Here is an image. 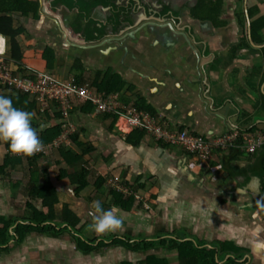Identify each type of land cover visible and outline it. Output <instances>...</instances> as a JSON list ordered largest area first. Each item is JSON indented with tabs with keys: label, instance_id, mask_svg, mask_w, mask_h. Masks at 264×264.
I'll return each instance as SVG.
<instances>
[{
	"label": "crops",
	"instance_id": "1",
	"mask_svg": "<svg viewBox=\"0 0 264 264\" xmlns=\"http://www.w3.org/2000/svg\"><path fill=\"white\" fill-rule=\"evenodd\" d=\"M217 1L221 2L222 13L217 20L215 18L217 26L212 24L215 28L228 30L225 33H222L224 30L220 31L219 37H216L212 35V30L207 29L208 32H201V41L196 38L207 45H196L200 59L190 67L189 73L197 77L193 85L201 87L202 96L208 94L213 99L212 103L206 100L211 110L220 115L216 119L219 124L225 123L229 127L227 133L258 131L264 134V29L261 31L262 41L252 40L254 45L250 41L240 45L244 35L252 39V23L264 17V0ZM181 13L183 17H191L188 11ZM61 15L64 19L72 17L65 10ZM37 17H18L16 24L23 25L26 31L22 42V65L42 71L46 70L42 53L48 47L34 33L43 24L46 28L50 17L44 15L43 11ZM205 35L210 40H204ZM7 52L8 40L0 35V53ZM65 56L71 57L65 60ZM75 58L70 53L62 52L55 56L56 68L52 71L60 79H68L73 75L71 67ZM107 69L114 73L110 67L101 71ZM87 70L91 71L88 78L92 80L97 70ZM125 84L133 86L144 99L139 87ZM158 119L168 122L159 114ZM71 123L79 133L80 140L93 145L95 149L88 160L75 166L77 172L81 167L91 169L87 188L76 193L77 185L70 181L69 176L58 178L61 171L69 172V166L60 162L55 149L43 156L38 166L40 170L48 171L57 191L55 225L60 224L62 209L67 205L80 219L77 226L79 231L74 233L66 228V224H61L58 231H62L57 234L30 232L19 240L13 226L9 234L14 238L2 247L4 251L0 250V264H121L123 261L138 264L150 255L164 258L169 264H179V252L170 246V241L174 240L214 251L217 264H225L229 260L234 261L231 264H264V209H260L252 221L249 219L246 222L240 218L244 214L237 215L233 210L229 211V207H221L208 193L207 188L224 189L232 184L231 178L224 176V170L210 171L212 165L221 164L218 155H213L209 166L203 167L180 147L155 142L145 135L141 140L130 141L128 137L133 131L122 130V121L118 122L120 129L111 118L97 115L81 104L71 111ZM173 126L189 130L181 125ZM71 147L80 153L76 146ZM6 154L4 143L0 142V165ZM20 157L14 155L13 165L7 171L11 172L9 177L27 180L26 163ZM247 164L244 158L234 163L239 169ZM191 174L195 177H191ZM105 175H118L135 184L142 201L135 202L130 210L117 206L120 209L121 227L101 234L94 231L97 214L93 201L99 200L102 209L112 207L113 203L108 188L104 186L96 192L94 182ZM200 178H205L206 182L200 184L197 181ZM23 187L24 182L18 190L12 191L8 181L0 177V216L18 218L17 225L28 227L32 222L25 219L28 213L24 208L26 197ZM219 202L225 203L222 200ZM34 204L41 209V202ZM182 228L185 231H181ZM78 239L89 246L97 247L101 242L105 246L86 253L82 249L84 245L80 248ZM114 240L126 241L131 248L109 246ZM225 241L232 243L236 249L225 250ZM144 243L155 244L146 248Z\"/></svg>",
	"mask_w": 264,
	"mask_h": 264
},
{
	"label": "trees",
	"instance_id": "2",
	"mask_svg": "<svg viewBox=\"0 0 264 264\" xmlns=\"http://www.w3.org/2000/svg\"><path fill=\"white\" fill-rule=\"evenodd\" d=\"M210 3L211 2L209 1L201 2L200 13L203 19L207 17L215 19L220 13L221 2L218 1L216 3ZM38 7L39 4L36 0H0V35L5 36L8 40V52L5 57L7 60L12 62L14 67H16V72L24 75H27L29 72L22 65L24 58L22 52V42L24 40L26 31L23 25L16 24V18H27L30 15L36 17ZM251 29L252 39L256 41H262L263 38L261 31L264 29V17L260 18L256 22H253ZM42 60L45 62L46 69L53 72L52 70L56 68L53 50L45 48L42 53ZM71 69L73 74L71 77L74 78L76 83L83 84L89 82L94 88H96L97 91L105 94L120 93L122 95V100L125 103L133 104L139 110L148 112L155 118H158V114L155 112V110L150 105H148L139 94L135 92L134 87L125 84L121 77L112 73L110 69L105 71L97 70L92 80H89L88 78V73L91 71H88L83 67V64L79 58H75ZM0 95L9 96L12 99L13 105L15 107L22 108L32 113L31 126L36 130L42 146H48L62 133L63 124L60 123L59 114H56L52 118L46 114V116H44L46 118H40L39 114L35 113L36 111L38 112V106L34 97L2 86H0ZM83 106H86L89 109L91 108L89 104H85ZM109 118L112 119L113 124L116 123V116H109ZM40 119L42 121H40ZM166 124H168V122ZM144 135V132L135 130L129 135L128 139L130 141L132 139L138 141L141 140ZM70 139L72 145L76 146L80 153L73 151L72 147H60L56 149L60 156V162H65L69 166V172L65 170L61 171L58 175V178L61 179L69 176L70 181L77 185V193L87 188L89 185L87 178L91 172L90 170L86 169V167H81L82 169L77 172L75 171V166L88 160L94 153L95 149L93 145L82 142V140H80L79 133L75 132L73 135H71ZM3 143L7 150V154L5 155L3 164L0 165V177H3V179L5 178L6 181H8L12 191L18 190V188L24 182V187L22 189L24 196L26 197L24 208L28 213L25 219L32 222V224H30L28 227L17 225L13 229V232L18 235L19 240H22L24 236L30 232L57 234L62 231H58V227L61 224H66L67 229L77 233V231H79L77 226L80 223V219L73 211L69 209L67 205H65L62 209L60 224L55 225V220L57 219L55 206L58 204L57 191L50 180L48 171L46 169L40 170L38 166L41 158L52 149H46L43 152L32 155H22L20 158L26 163V172L28 177H26L27 180L15 179L14 177H9L11 172L7 171L13 165L14 155L9 150L7 143ZM217 155L221 158V164L212 165L209 167L212 173H215L217 170L221 169L224 170V176L229 177L231 173L240 171L243 173L258 171L262 187L261 190L264 195V146L253 155L246 154L242 148H231L225 152H218ZM241 158L247 160L248 163L243 169H239L234 165V163L239 161ZM108 177L109 176L105 175L96 178V181L94 182L96 192L102 190ZM124 183L126 185L128 184L127 182ZM108 191L109 196L112 198L113 205L115 204L124 210H130L132 205L135 203V199L133 197H125L123 194L117 193L113 190ZM36 201L41 202V209H39L34 204ZM17 219L18 218L14 217L8 218L0 216V250L4 251L5 249L2 247L6 246L10 239L14 238L9 233L10 228ZM78 243H80V248H82V245H84V248L82 249H84L83 251L86 253L105 246L102 242L97 247L89 246L86 243H81L79 239ZM144 244L147 248L154 245L155 243ZM227 244L228 243H226V245ZM114 245L122 246L127 249L131 248V246L126 241L122 240H114L109 246ZM226 245L223 244V248L225 250L236 249L232 243H229L228 247H226ZM170 246L171 248H176L178 250L179 264H217L214 258L215 252L212 250L199 247L195 248L190 242L180 243L178 240L170 241ZM231 263H233V261L229 260L225 264ZM121 264L132 263L123 261ZM138 264H169V262L164 258H157L154 255H150Z\"/></svg>",
	"mask_w": 264,
	"mask_h": 264
},
{
	"label": "water",
	"instance_id": "3",
	"mask_svg": "<svg viewBox=\"0 0 264 264\" xmlns=\"http://www.w3.org/2000/svg\"><path fill=\"white\" fill-rule=\"evenodd\" d=\"M188 1L189 7L198 3V0H178L179 3ZM187 19L194 30V39L199 41L202 40L201 32L206 33L207 29L212 30V35L216 37H219L220 31L224 30L222 33H225L228 30L215 28L210 20ZM47 21V27L44 28L43 24L34 34L53 50L55 56L62 52L70 53L79 58L84 68L89 70L112 68L125 83L139 87L144 99L171 125L187 127L206 139L220 137L229 131L227 124H219L216 119L220 115L208 105V101L212 103L213 99L208 94L202 96L201 87L193 85L197 77L189 71L192 69L191 64L199 61L200 54L183 30L175 28L171 23L147 22L120 38L82 45L70 40L65 22L60 26L51 18ZM204 38L210 40L207 35ZM251 43L254 45L252 39ZM196 70L199 72L198 67ZM191 177L195 176L191 174ZM229 178L243 188L228 184L224 189L207 188L208 193L221 207H229V211L233 210L237 215L244 214L240 218L246 222L249 219L252 221L255 214L258 215L260 209H264V195L255 197L262 189L259 172H236L231 173ZM197 181L204 184L206 179L200 178ZM218 199L225 201L224 205Z\"/></svg>",
	"mask_w": 264,
	"mask_h": 264
},
{
	"label": "built area",
	"instance_id": "4",
	"mask_svg": "<svg viewBox=\"0 0 264 264\" xmlns=\"http://www.w3.org/2000/svg\"><path fill=\"white\" fill-rule=\"evenodd\" d=\"M14 68L12 62L0 53V86L34 97L39 116L44 117L48 114L54 117L59 114L60 123L63 124L62 133L48 146H42L39 152L72 146L70 137L76 132V128L71 123V111L79 104L91 105L100 116H116L117 125L122 121L130 131L138 130L155 142L180 147L204 164H207L218 151L242 148L247 154H254L264 146V134L258 131L247 133L232 131L220 137L206 139L187 129L166 124L150 113L139 110L135 105L125 103L119 93L105 94L97 91L89 82L78 84L73 77L60 79L48 70L38 71L27 67L30 73L24 75L16 72ZM105 185L124 196L141 199L132 186L123 184L118 175L109 177Z\"/></svg>",
	"mask_w": 264,
	"mask_h": 264
},
{
	"label": "flooded vegetation",
	"instance_id": "5",
	"mask_svg": "<svg viewBox=\"0 0 264 264\" xmlns=\"http://www.w3.org/2000/svg\"><path fill=\"white\" fill-rule=\"evenodd\" d=\"M36 1L39 4L37 16L40 11H43L44 15L56 20L60 26L65 22L68 25L67 31L70 33V40L82 45H92L106 39L120 38L129 32L137 30L142 24L147 22H159V24L171 23L175 28L178 27L179 30H183L195 45H207L198 42L196 38L194 39V30L187 24L188 19L183 17V13L181 12L188 11L192 18L203 20L200 13L201 2H218L217 0H198L196 6L189 7L190 1L179 3L178 0ZM61 9L67 11V14H72V17L61 18L63 12ZM221 13L216 17V20L220 17ZM36 17L33 18L37 19L38 17ZM205 19L211 20L215 25L217 24L214 18L207 17ZM240 41H242L240 45H243L245 42H251V37L247 38L244 35ZM215 63L219 64L216 61ZM231 183L233 187L243 188L242 185L236 183L234 180ZM260 196H263L262 190L255 197ZM232 202L234 203L235 201L232 200Z\"/></svg>",
	"mask_w": 264,
	"mask_h": 264
},
{
	"label": "clouds",
	"instance_id": "6",
	"mask_svg": "<svg viewBox=\"0 0 264 264\" xmlns=\"http://www.w3.org/2000/svg\"><path fill=\"white\" fill-rule=\"evenodd\" d=\"M31 117H32V113L30 111L15 107L13 105L12 99L9 96L0 95V142H6L9 150L12 153L32 155L33 153L39 152L41 150L42 143L37 135L36 130L31 126ZM169 125L171 124L169 123ZM247 132H239V133H247ZM218 152H225V151H218ZM218 152L214 153L213 155L215 154L217 155ZM248 155H253V154H248ZM209 161L207 162V164H204L196 160V162L200 163L203 167L205 166L208 167ZM120 178L123 180L124 185H126L124 182H127L128 184L126 186H132L133 189L137 192V194L141 197L140 192L136 190L135 184L133 183L131 184L130 182L125 181V179H123L122 177ZM130 197H133V196H130ZM133 198L135 199V202L142 201V197L141 199H136L135 197ZM93 204L95 207V213L97 214L95 216V224H94L95 232L103 234L107 231H115L121 227L122 220L120 216L118 215V213L120 212V209L117 206L113 205L112 207L108 209H102L101 203L99 200L93 201Z\"/></svg>",
	"mask_w": 264,
	"mask_h": 264
},
{
	"label": "rangeland",
	"instance_id": "7",
	"mask_svg": "<svg viewBox=\"0 0 264 264\" xmlns=\"http://www.w3.org/2000/svg\"><path fill=\"white\" fill-rule=\"evenodd\" d=\"M5 55H6V53H4V56H5ZM70 57H71V56H70ZM70 57L65 56L64 59H65V60H68ZM42 71H44V70H42ZM122 91H123V90H122ZM90 106H91V105H90ZM90 110H92L93 112H95V109H94L92 106H91ZM121 128H122V130H124L125 132H127V131L129 130V129H127L125 126L123 127V125H122ZM129 131H130V130H129ZM193 159L196 161L195 157H194ZM86 168H87L88 170H91L89 167H86ZM17 221H18V220L14 221L13 226H15V227L17 226ZM13 226H12V227H13ZM181 231H185V230L182 228ZM226 243H228V242L225 241V242H224V245H226ZM228 246H229V243L226 245V247H228ZM234 247H235V246H234ZM240 253H242V251H241ZM233 262H234V261H233Z\"/></svg>",
	"mask_w": 264,
	"mask_h": 264
}]
</instances>
